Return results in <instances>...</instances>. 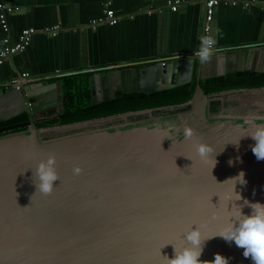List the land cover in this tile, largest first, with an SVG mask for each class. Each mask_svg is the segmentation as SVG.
<instances>
[{
	"label": "water",
	"instance_id": "1",
	"mask_svg": "<svg viewBox=\"0 0 264 264\" xmlns=\"http://www.w3.org/2000/svg\"><path fill=\"white\" fill-rule=\"evenodd\" d=\"M212 37L216 46V20ZM255 54L250 46L212 53L203 64L194 54L165 66L98 71L90 77L93 105L115 99L120 87L146 94L192 82L196 88L179 107L48 128L37 126L36 115L64 113L61 80L20 90L0 86V122L32 115L27 130L0 136V264H167L173 245L187 246L192 226L215 236L240 211L235 203L264 204V160L253 154L251 137L241 138L264 124V88L206 94L201 87L203 80L253 71ZM184 126L194 130L193 140L184 138ZM196 142L218 153L214 168L196 153ZM49 155L59 180L43 195L32 176ZM240 172L247 184L236 185L242 196L236 202L227 180ZM242 212L250 215L251 208ZM243 251L216 237L205 242L200 260L220 254L229 264H253Z\"/></svg>",
	"mask_w": 264,
	"mask_h": 264
},
{
	"label": "crops",
	"instance_id": "2",
	"mask_svg": "<svg viewBox=\"0 0 264 264\" xmlns=\"http://www.w3.org/2000/svg\"><path fill=\"white\" fill-rule=\"evenodd\" d=\"M169 1H182V5L171 11ZM1 3L19 8L8 15L11 45L17 43L23 30L38 31L24 53L0 65L1 87L23 73L32 76L30 81H24L26 85L44 81L52 84L76 74L93 75L103 68L160 65L173 57L192 56L199 51L205 22L201 0H113L118 19L113 27L92 25L103 18L105 0H0ZM215 20V47L254 46L252 68L264 70V10L260 6H221ZM55 26L61 28L56 36L44 32ZM6 35L0 25V52ZM56 111L53 108L51 114L38 113L36 118L41 121L55 117Z\"/></svg>",
	"mask_w": 264,
	"mask_h": 264
},
{
	"label": "trees",
	"instance_id": "3",
	"mask_svg": "<svg viewBox=\"0 0 264 264\" xmlns=\"http://www.w3.org/2000/svg\"><path fill=\"white\" fill-rule=\"evenodd\" d=\"M92 74H76L62 78L64 93V113L51 119L38 122L39 128L69 125L83 121L106 118L114 115L144 110L179 107L188 103L195 92L196 82L174 89L149 94L131 92L116 94V98L92 104L90 77ZM206 94L264 88V72L247 71L244 73L227 74L201 81ZM220 103H212V112L219 110ZM181 109L180 111L188 110ZM156 115L163 112H155ZM169 113V112H168ZM141 118V117H140ZM32 115L24 113L16 118L0 122V136L21 132L28 129Z\"/></svg>",
	"mask_w": 264,
	"mask_h": 264
},
{
	"label": "clouds",
	"instance_id": "4",
	"mask_svg": "<svg viewBox=\"0 0 264 264\" xmlns=\"http://www.w3.org/2000/svg\"><path fill=\"white\" fill-rule=\"evenodd\" d=\"M213 43L214 41L211 37H205L203 39L200 50L197 53L202 64L210 59ZM248 122L251 123V120ZM252 127L253 130L241 138L251 137L255 141V145L252 147L253 154L258 161L264 160V124H253ZM173 128V125L169 126L170 130ZM183 134L186 140L194 139V130L188 126H184ZM239 141L236 145L239 144ZM194 148L202 160L211 161L213 163V168L216 166L217 161L215 155L218 153L215 152L212 147L196 142L194 143ZM229 163L231 164L232 162L229 161ZM55 165L56 158L53 155H49L46 161L39 163L32 176V181L36 187V193L39 192L43 195L51 194L54 189V182L59 180ZM73 172L78 175L81 169L76 167L73 169ZM244 176L245 173L240 172L238 176L227 180L232 181L234 184L236 202L242 199V196L236 192V185L240 184L245 186L247 184ZM33 178L35 179L33 180ZM244 206L251 208L250 215L243 214L242 208ZM233 207L239 208L240 211L237 212L236 215L230 217L227 225L215 236L204 237L199 227L196 226V229L193 230L192 226L184 235L187 246L178 251L173 245L175 258L169 259L165 256L167 258V264H229V259L220 254H216L212 261L200 260L205 242L216 237L223 238L226 242H234L237 247L244 250L243 256L246 259L251 258L253 264H264V204L258 202L249 203V201L244 200L243 205H237L235 203Z\"/></svg>",
	"mask_w": 264,
	"mask_h": 264
},
{
	"label": "built area",
	"instance_id": "5",
	"mask_svg": "<svg viewBox=\"0 0 264 264\" xmlns=\"http://www.w3.org/2000/svg\"><path fill=\"white\" fill-rule=\"evenodd\" d=\"M203 7H204V16H205V22L202 29V36L201 40L205 37H212V23L214 22L217 11L219 7L221 6H242L244 9H248L252 6H260L264 10V2L260 3L257 0H201ZM182 5V1H175L171 2L169 1L167 3V6L170 8L171 11H177L179 7ZM113 0H105L104 3V16L101 19L93 21L92 25L93 27H97L102 24H107L109 26H115L118 22V19L116 17V12L113 10ZM19 11L18 7H14L5 3L0 4V25L3 29V31L7 34L4 39L5 47L0 52V65H2L4 62H6L8 59L13 57L14 55L22 54L24 53L28 47L31 44L32 38L38 33L36 29L30 28L25 29L21 32L18 41L15 45H11L10 43V37H9V23H8V15L14 14ZM61 30L60 26H55L53 28H47L44 30L45 33L56 36L59 31ZM236 48H225V49H218L215 47L214 43L212 45V53H219L221 51L226 50H233ZM197 55V54H196ZM185 56H178L173 57L169 59L167 62H162L160 65L165 66L168 64V62H173L177 60L184 59ZM128 67H136L134 65L128 66ZM116 67H109V68H103L99 71H105V70H114ZM60 77V76H58ZM32 76L29 73H23L21 75V78H16L5 85L3 87H14L17 90H20L23 85H25L24 81H30Z\"/></svg>",
	"mask_w": 264,
	"mask_h": 264
},
{
	"label": "flooded vegetation",
	"instance_id": "6",
	"mask_svg": "<svg viewBox=\"0 0 264 264\" xmlns=\"http://www.w3.org/2000/svg\"><path fill=\"white\" fill-rule=\"evenodd\" d=\"M252 72H258V71H256V70H254V68H252ZM247 72V71H246ZM126 90H130V87H126ZM120 92H122V93H124V88H119L118 90H117V93H120ZM116 93V94H117ZM131 93V92H130ZM124 94H128V93H124ZM101 103V102H100ZM55 111H56V108H55ZM55 113H57V111L55 112ZM51 114V113H50ZM51 118H53L52 116H50L49 118L47 117V118H43V120H41V121H44V120H46V119H51ZM41 121H39V122H41Z\"/></svg>",
	"mask_w": 264,
	"mask_h": 264
}]
</instances>
